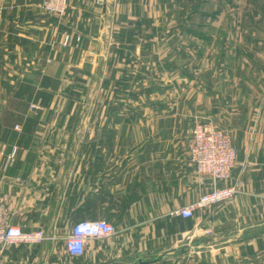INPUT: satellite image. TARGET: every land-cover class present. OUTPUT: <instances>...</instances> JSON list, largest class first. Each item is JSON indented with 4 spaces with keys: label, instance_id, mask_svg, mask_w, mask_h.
<instances>
[{
    "label": "crops",
    "instance_id": "1",
    "mask_svg": "<svg viewBox=\"0 0 264 264\" xmlns=\"http://www.w3.org/2000/svg\"><path fill=\"white\" fill-rule=\"evenodd\" d=\"M189 18L197 47L175 40ZM197 121L230 135L229 180L191 163ZM0 194L13 223L51 238L3 264H264V0H69L61 18L0 0ZM98 219L118 233L71 256L62 237Z\"/></svg>",
    "mask_w": 264,
    "mask_h": 264
},
{
    "label": "built area",
    "instance_id": "2",
    "mask_svg": "<svg viewBox=\"0 0 264 264\" xmlns=\"http://www.w3.org/2000/svg\"><path fill=\"white\" fill-rule=\"evenodd\" d=\"M69 0H41L42 10L55 17H63L67 13ZM71 36L64 38V45H68ZM18 129V126L16 127ZM189 159L196 167L202 179H209L215 185L218 181L229 180L236 164L237 151L229 134L213 122L197 121L187 139ZM15 151L8 155L6 167L12 166ZM235 187L218 189L202 196L198 202L175 212L183 218H192L199 207L223 204L230 201L236 194ZM118 230L105 220H84L76 223L62 237L66 251L74 257L83 256L89 240L104 239L116 235ZM210 234V230L205 231ZM48 239L41 228L25 231L12 222L10 211V197L0 194V264L1 255L10 246L25 244L39 246Z\"/></svg>",
    "mask_w": 264,
    "mask_h": 264
},
{
    "label": "rangeland",
    "instance_id": "3",
    "mask_svg": "<svg viewBox=\"0 0 264 264\" xmlns=\"http://www.w3.org/2000/svg\"><path fill=\"white\" fill-rule=\"evenodd\" d=\"M247 5H250V4L248 3ZM248 7H250V6H248ZM208 9L210 10V8H208ZM194 10H199V3L198 2L197 3L192 2V4L188 5V7H187L188 13L187 14L189 15V17L194 14ZM188 22H189L188 26L190 29L189 30H182L181 34H179V35L176 34L177 38L175 40L177 42L179 40L181 43H186V44H188L189 47H191V46L197 47L199 45V35L201 34V32L199 33V21L195 22V20L193 18H189ZM209 30H211V29H209ZM177 33H178V30H177ZM193 88H194V90L197 89L195 86H193ZM93 90H94V88H93Z\"/></svg>",
    "mask_w": 264,
    "mask_h": 264
},
{
    "label": "water",
    "instance_id": "4",
    "mask_svg": "<svg viewBox=\"0 0 264 264\" xmlns=\"http://www.w3.org/2000/svg\"><path fill=\"white\" fill-rule=\"evenodd\" d=\"M203 242L204 243H208V242H210L209 240H203ZM148 262H146V261H140V264H147Z\"/></svg>",
    "mask_w": 264,
    "mask_h": 264
}]
</instances>
